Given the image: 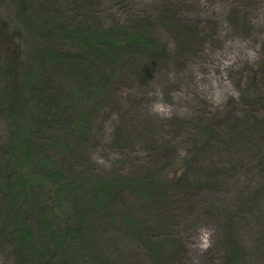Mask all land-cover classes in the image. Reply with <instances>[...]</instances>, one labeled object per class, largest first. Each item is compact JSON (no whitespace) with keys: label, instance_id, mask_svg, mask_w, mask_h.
Listing matches in <instances>:
<instances>
[{"label":"rangeland","instance_id":"1","mask_svg":"<svg viewBox=\"0 0 264 264\" xmlns=\"http://www.w3.org/2000/svg\"><path fill=\"white\" fill-rule=\"evenodd\" d=\"M25 4L44 29L60 21L92 26L100 21L124 34L146 29L158 49L170 52L160 61L148 54L134 58L130 65L142 73L123 72L99 104L75 78L62 73L46 51L45 34L23 29L13 34L7 26L20 23L15 2L0 0V148L15 132L4 109L6 61L1 56H21L37 90L51 97L47 109L38 103L42 96L30 101L38 103L35 112L44 121L34 126L29 139L28 169L47 181L77 186L63 204L70 213L78 205L83 216L80 245L95 255L92 263L85 261L231 264L226 259L231 243L239 248L241 264H264V90L257 101L255 87L244 93L249 73L264 69V0ZM27 85L24 95L31 97ZM156 100L171 105V114L152 111ZM4 166L0 159V223L7 228L5 213L18 212L41 245L45 219L35 203L42 192L29 188L19 194L4 184ZM185 173L187 182L178 183ZM144 178L163 181V186L148 195L144 185L131 188L127 183L115 220L95 208L92 197L100 189L95 181L125 185ZM0 264H28L1 231ZM77 264L85 263L80 258Z\"/></svg>","mask_w":264,"mask_h":264},{"label":"trees","instance_id":"2","mask_svg":"<svg viewBox=\"0 0 264 264\" xmlns=\"http://www.w3.org/2000/svg\"><path fill=\"white\" fill-rule=\"evenodd\" d=\"M12 2H15L16 17L20 23L12 25L8 23L7 27L14 29V35L17 32H22V29L25 32L45 34L46 51L50 52L53 60L61 66L62 73L75 78L78 85L87 89V92L93 97H97L96 102L99 104H102L107 95L113 92V87L123 72L126 71L130 74L138 72L137 75L142 73L134 65H130L134 58L148 54L152 60L160 61L167 59V56L170 55L168 50L158 49L155 45L156 39L149 30L138 29L124 34L123 31H118L121 29L108 27L107 24L100 21L94 23L93 26L89 23L78 25L60 21L55 27L44 29L43 25L36 21L33 12L26 9V0H12ZM135 28L133 27V29ZM58 39H62V43L59 44ZM1 59L6 61L3 68L4 109L9 118V127L15 128V132L8 134V144L0 148V159L5 165V176H2L3 183L18 190L19 194H26V190L29 188L37 190L33 192L35 194L42 192L40 197H36L38 201L35 204H38L39 210H42V216L45 219L43 228L46 230L45 241L39 245V241L34 238L33 231L26 219L18 212H15V215H11L9 212V214L5 213L6 219L10 220L9 226L6 228L4 224L0 223L2 237L12 244L17 257L28 264H50L54 263V260L77 264L80 258L85 264H88V261L92 263L95 255L89 254L88 249L80 245L83 216L80 211H77L79 206L76 205V211L70 213L65 210L63 204L64 197L74 195L78 190L77 186L71 187L70 182L60 184L56 178L47 181V179H43L45 177L36 175L28 169L29 156L32 152L29 139L35 133L34 126L37 128L39 125L37 123L44 121L43 115L38 111L35 112V108L40 103L47 109L51 97L42 95L37 90V86L32 82V74L26 70L27 62L22 60L21 56L12 60L1 56ZM261 67H264V59ZM263 74L264 69L262 68V74L259 69H253L248 75L250 84L245 88L244 93L251 92L252 87H255L258 90L255 101L262 98L260 94L264 90ZM26 83L29 84L27 86H29L31 97L24 95ZM110 87L111 90L108 91ZM36 97H41L39 100L42 102L30 105V101H38ZM29 119L31 121L28 124ZM237 120H241V118L237 117ZM47 123L45 122V124ZM44 176L48 177L46 174ZM187 176L188 174L185 173L182 177H178V183L186 179ZM187 180L188 178L185 181L187 182ZM93 182L94 180L91 181V183ZM94 183H99L100 188L95 191L92 197L94 206H97L95 208L101 210L103 216L113 220L117 214L121 193L127 183L131 188H140L144 185L141 187L142 191L147 192L148 195H151L157 187L163 186V181L147 180L146 178L134 179L132 182L126 181L125 185L116 183L114 180L95 181ZM65 223H72V225L68 227L64 225ZM230 244L226 250L227 261L231 264H241L239 248ZM85 258L88 261H85ZM176 264L179 263L176 262Z\"/></svg>","mask_w":264,"mask_h":264},{"label":"clouds","instance_id":"3","mask_svg":"<svg viewBox=\"0 0 264 264\" xmlns=\"http://www.w3.org/2000/svg\"><path fill=\"white\" fill-rule=\"evenodd\" d=\"M171 105L167 104L163 100L153 101L150 105V109L154 112H157L161 115H170L171 114Z\"/></svg>","mask_w":264,"mask_h":264}]
</instances>
